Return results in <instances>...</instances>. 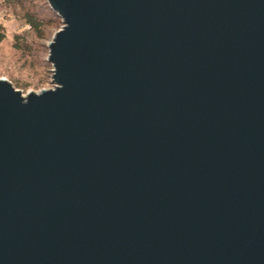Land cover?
<instances>
[{"label":"water","instance_id":"water-1","mask_svg":"<svg viewBox=\"0 0 264 264\" xmlns=\"http://www.w3.org/2000/svg\"><path fill=\"white\" fill-rule=\"evenodd\" d=\"M52 89L0 78V264H264V0H48Z\"/></svg>","mask_w":264,"mask_h":264},{"label":"rangeland","instance_id":"rangeland-1","mask_svg":"<svg viewBox=\"0 0 264 264\" xmlns=\"http://www.w3.org/2000/svg\"><path fill=\"white\" fill-rule=\"evenodd\" d=\"M33 9L53 18L54 22L45 28V38H39L25 21L24 13ZM48 0H27L24 6H4L0 0V78L11 81L23 94L52 89L53 66L48 61L49 43L62 26L60 16L54 15ZM20 35L31 46L28 51L15 47V36Z\"/></svg>","mask_w":264,"mask_h":264},{"label":"trees","instance_id":"trees-1","mask_svg":"<svg viewBox=\"0 0 264 264\" xmlns=\"http://www.w3.org/2000/svg\"><path fill=\"white\" fill-rule=\"evenodd\" d=\"M27 0H3L4 6L10 7L13 5L24 6ZM55 13V12H54ZM56 14V13H55ZM54 14V15H55ZM57 15V14H56ZM25 21L29 24L30 28L36 33L39 38H45V28L54 22L53 18H45L44 15L40 14L33 9H27L24 13ZM3 35H0V40H2ZM15 47L22 49L23 51H28L30 45L24 38L20 35L15 36Z\"/></svg>","mask_w":264,"mask_h":264}]
</instances>
